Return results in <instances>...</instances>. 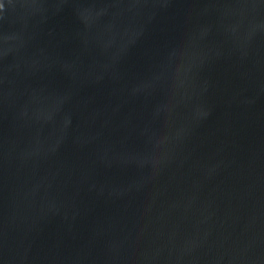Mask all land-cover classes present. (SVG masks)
I'll use <instances>...</instances> for the list:
<instances>
[{
    "label": "water",
    "instance_id": "water-1",
    "mask_svg": "<svg viewBox=\"0 0 264 264\" xmlns=\"http://www.w3.org/2000/svg\"><path fill=\"white\" fill-rule=\"evenodd\" d=\"M0 264H264V0H0Z\"/></svg>",
    "mask_w": 264,
    "mask_h": 264
}]
</instances>
